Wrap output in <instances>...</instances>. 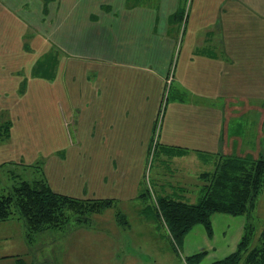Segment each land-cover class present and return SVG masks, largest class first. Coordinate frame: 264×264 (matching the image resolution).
Masks as SVG:
<instances>
[{
    "label": "rangeland",
    "instance_id": "374dc122",
    "mask_svg": "<svg viewBox=\"0 0 264 264\" xmlns=\"http://www.w3.org/2000/svg\"><path fill=\"white\" fill-rule=\"evenodd\" d=\"M8 1L0 0V195L11 192L19 181L42 179L55 192L71 198L113 199L112 207L86 215V222L82 223H78L74 212L64 210L68 222L63 228L73 226L81 237L79 264H187L185 258L201 251L205 254L198 264L223 259L230 250H226L227 232L221 233L219 223H213L215 232L211 238L205 236L202 225L192 228L181 244L174 245V250L164 225L141 212L148 205L152 211L158 196L195 204L203 186L200 174L213 172L221 161L212 158L200 162L191 158L194 154L170 161L171 153H161L160 145L170 139L180 142L176 119L168 132L167 116L163 117L174 96V85H164L160 102L158 99L155 105L136 99L128 90L119 98V110L113 119L95 123L97 119L91 118L89 111L91 123L83 124L71 106L76 107L81 99L96 110L93 96L78 94V90L94 93L93 74L64 65L68 53L49 42V30L53 25L56 28L57 20L60 22L56 19L59 14L78 15L77 25L83 26L85 15L91 14L87 21L92 24L105 18L107 8L124 4L156 9L159 0H48L46 6L44 0ZM6 2L12 5L14 14L10 8L6 12ZM44 18V26L38 27ZM66 26L63 38H71L69 28L73 27V35L89 41L91 31L86 27L80 33L72 23ZM63 38H58L61 45L68 43ZM130 72L126 66L115 68V78L121 79V87L125 88L130 86L132 77L141 84L137 90L140 95L146 84L145 75ZM98 85L101 87L99 81ZM246 117L233 118L229 126L238 121L248 124ZM206 123L213 127L211 119ZM85 137L95 143L93 154L84 152L88 147L81 140ZM261 143L264 156V139ZM250 149L253 147L248 148L252 154ZM162 159L168 161L167 168L173 173L167 172V162H161ZM145 191L150 199H144ZM139 192L141 196L136 198ZM255 200L249 222L258 232L264 227V191ZM11 211L10 219L21 218L14 207ZM243 219L246 222L245 216ZM25 238L30 243L31 238ZM38 247L42 244L36 240L33 249Z\"/></svg>",
    "mask_w": 264,
    "mask_h": 264
},
{
    "label": "crops",
    "instance_id": "0c3cea01",
    "mask_svg": "<svg viewBox=\"0 0 264 264\" xmlns=\"http://www.w3.org/2000/svg\"><path fill=\"white\" fill-rule=\"evenodd\" d=\"M8 2L4 8L6 12L10 8L14 14ZM179 11L184 13L182 22L170 21ZM106 12L103 20L92 24L87 21L91 14L85 15L83 26L77 25L78 15L59 14L56 19L60 22L57 20L56 28L53 25L49 30L51 46L68 53L64 65L93 74L94 93L78 90V94L93 96L96 110L81 99L76 107L70 105L80 122L90 124L92 117L97 119L95 123L109 122L119 110V98L128 90H132L136 99L155 105L158 99L160 102L164 85H174V96L166 105L163 117L167 116L168 132L176 119L180 142L172 138L160 145L161 153H171L170 161L190 158V154L200 162L218 160L220 156L252 159L263 156L264 0H159L156 9L123 4L107 8ZM43 21L45 18L38 27L44 26ZM69 23L78 27L80 33L82 27L89 29V41L73 35L76 32L73 27L69 28L71 38H63L62 32ZM58 38L67 39L68 43L63 46ZM124 66L130 69V75L136 72L145 75L146 84L140 95L137 90L141 84L132 77L130 86L125 88L121 87V79L115 78V68ZM245 116L248 124L238 121L229 126L233 118ZM209 119L213 127L206 123ZM81 143L88 147L84 152L93 154L96 147L93 140L85 137ZM176 147L183 155H172L178 150ZM249 147H253L252 154L248 153ZM161 162H167L165 169L172 172L167 168L168 161ZM136 194V198L141 196L140 192ZM213 223L220 224L221 233L227 232L226 250H230L227 255L233 253L242 236L243 217L214 214L211 217L214 233ZM75 232L73 226L62 231L45 230L28 243L23 220L8 218L0 222V264H79L81 237ZM36 240L42 247L33 249Z\"/></svg>",
    "mask_w": 264,
    "mask_h": 264
},
{
    "label": "trees",
    "instance_id": "16d2710c",
    "mask_svg": "<svg viewBox=\"0 0 264 264\" xmlns=\"http://www.w3.org/2000/svg\"><path fill=\"white\" fill-rule=\"evenodd\" d=\"M44 2L46 6L48 0ZM183 16V11H179L169 20L182 22ZM175 149L178 150L172 155H183L180 148ZM219 159L221 161L213 172L200 174L203 186L201 196L195 204L158 196L157 205H152V211L148 205L141 212L159 225H164L172 240L173 249L174 245L182 243L184 236L195 226L202 225L206 236L211 238V217L214 214L245 216L247 220L234 252L212 264H264V227L255 232L254 226L249 222L255 208V199L264 191V156L255 159L220 156ZM12 188L11 192L0 195V222L12 216L11 207H14L25 224L28 240L42 231L63 228L68 222L65 209L74 212L78 223H82L86 222V215L101 213L114 203L113 199L68 197L55 192L42 179L19 181ZM145 192L144 199H150L148 191ZM204 254L205 252L193 254L184 260L187 264H198Z\"/></svg>",
    "mask_w": 264,
    "mask_h": 264
}]
</instances>
